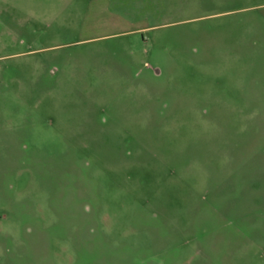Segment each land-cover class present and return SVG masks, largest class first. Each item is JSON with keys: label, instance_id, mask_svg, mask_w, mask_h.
<instances>
[{"label": "rangeland", "instance_id": "374dc122", "mask_svg": "<svg viewBox=\"0 0 264 264\" xmlns=\"http://www.w3.org/2000/svg\"><path fill=\"white\" fill-rule=\"evenodd\" d=\"M0 264H264V0H0Z\"/></svg>", "mask_w": 264, "mask_h": 264}]
</instances>
